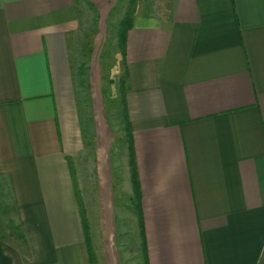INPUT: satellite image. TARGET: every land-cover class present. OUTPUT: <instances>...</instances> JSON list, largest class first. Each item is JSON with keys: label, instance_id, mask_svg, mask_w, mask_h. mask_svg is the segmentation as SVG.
<instances>
[{"label": "crops", "instance_id": "1", "mask_svg": "<svg viewBox=\"0 0 264 264\" xmlns=\"http://www.w3.org/2000/svg\"><path fill=\"white\" fill-rule=\"evenodd\" d=\"M77 27L74 0H0V183L29 249L0 239V264H90L80 211L95 264L125 263L131 156L99 105L83 120ZM123 63L147 264H264V0H138Z\"/></svg>", "mask_w": 264, "mask_h": 264}, {"label": "rangeland", "instance_id": "2", "mask_svg": "<svg viewBox=\"0 0 264 264\" xmlns=\"http://www.w3.org/2000/svg\"><path fill=\"white\" fill-rule=\"evenodd\" d=\"M74 1L78 27L71 38V61L83 120L88 126V119L91 122L92 105H99L115 137L117 149L120 152L126 148L129 150L127 137L123 135L125 122L121 95L125 90V71L122 39L118 30L121 22L134 13L138 0H108L106 12H100L93 0ZM91 132L90 130L88 134L89 143ZM135 203L134 195L133 204ZM124 207L125 221L120 234L124 264H147L139 215L134 206L127 204ZM0 239L20 248L29 256L6 183L4 196L0 183Z\"/></svg>", "mask_w": 264, "mask_h": 264}, {"label": "trees", "instance_id": "3", "mask_svg": "<svg viewBox=\"0 0 264 264\" xmlns=\"http://www.w3.org/2000/svg\"><path fill=\"white\" fill-rule=\"evenodd\" d=\"M129 26H130V18H125L121 22V24L119 26L118 33L121 36L123 47H124V37H125L126 32L129 29ZM121 98H122V104H123V117H124V122H125V132H126L127 143H128V146H129V151H130V156H131L133 186H134V191H135V198L137 200L136 208H137V211H138L139 216H140V206H139L140 193H139L138 183H137V180H136V171H135V164H134V159H133L132 141H131V136H130L129 128H128V117H127V112H126V109H125V106H124V92L122 93ZM80 215H81L83 230H84V233H85L86 243H87L88 250H89L90 264H95L93 253H92V250H91L90 244H89L88 229L86 227L84 214L82 213V211H80Z\"/></svg>", "mask_w": 264, "mask_h": 264}]
</instances>
